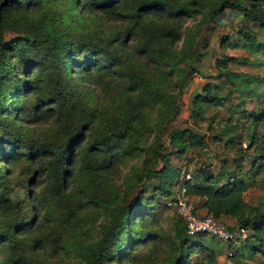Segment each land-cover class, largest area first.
I'll list each match as a JSON object with an SVG mask.
<instances>
[{"label": "trees", "instance_id": "trees-1", "mask_svg": "<svg viewBox=\"0 0 264 264\" xmlns=\"http://www.w3.org/2000/svg\"><path fill=\"white\" fill-rule=\"evenodd\" d=\"M246 1L248 4L239 5L218 0L209 17L215 22L218 14L233 10L264 28L261 4L264 0ZM200 2L0 0L1 160L11 164L34 157L38 161L34 176L43 178L42 182L39 180L43 184L36 199H29L27 204H13L9 188L4 184L5 172L0 170V264H64L55 255L62 248L76 254L79 264H218L216 249L204 242L207 233H187L176 213L165 229L152 227L157 219L149 205L150 196L145 194L157 192L171 198L178 183L194 198L195 207L204 209L203 214L232 218L233 222L226 224L228 228L251 227L254 239L251 248L264 257V226L260 221L264 211L247 204L242 195L246 180L263 167V157L259 160L253 156L257 161L246 176L243 175L245 154L239 151L227 161L220 158L215 173L209 162H205L200 173L185 179L170 157L182 155L187 147H202L204 137L191 125L171 127L165 140L160 137L163 121L167 117L168 123L176 115L179 103L169 92L164 74L154 75L146 65L152 62L166 66L164 73L172 75L181 60L174 44L181 36L182 20L196 14ZM87 8L98 19L115 24L110 28L96 24L90 37L75 36L73 17ZM6 29H11L12 37H4ZM238 31L246 43L253 40V33L247 29ZM205 44L203 41L201 46ZM255 48L264 53V41L256 43ZM198 56L199 52H193L187 73L194 69ZM225 58L232 56L221 61ZM219 62L215 60L217 65ZM221 67L228 78L241 76L224 65ZM72 73L83 74L78 83ZM83 79L110 96L107 106L92 109L83 103V93L88 92L82 88L87 89L81 83ZM246 81L244 78L245 92L239 94V101L252 93L262 96L264 101V94L257 93L253 87L246 89ZM80 83L83 92L72 88ZM213 86L206 82L191 96L188 116L193 123L203 117L207 105L215 107L223 103L221 95L210 91ZM27 104L32 107L33 120L39 118L53 125L51 140H21L23 133L10 115L12 111L17 115L24 112ZM235 105L234 109L245 114L238 108L241 104ZM150 106L159 108L154 117H149ZM254 116L263 118L264 106ZM222 127L219 135H227L229 127L225 124ZM249 137L252 143L253 134ZM228 142L232 141L228 140L225 146ZM8 145L10 152L5 150ZM140 154L139 166L132 172L131 180L126 181L123 195L127 202L114 204L117 200L114 194H122L113 187L110 173L122 157ZM32 179H29L31 184ZM84 185L88 201L93 203L101 197L97 193L113 192L112 204L105 206L107 219L93 238L75 235L73 230L67 236L68 224L58 222L59 215L63 222L83 217L82 204L74 198L78 187ZM47 201L59 205L51 222L44 220ZM166 201L163 206L174 211ZM235 243L239 242L226 245L232 258L238 253L236 248H231ZM192 254L197 258L192 260Z\"/></svg>", "mask_w": 264, "mask_h": 264}, {"label": "rangeland", "instance_id": "rangeland-1", "mask_svg": "<svg viewBox=\"0 0 264 264\" xmlns=\"http://www.w3.org/2000/svg\"><path fill=\"white\" fill-rule=\"evenodd\" d=\"M217 1L201 0L197 13L187 16L182 20L181 36L174 44V49L181 55V60L178 61L171 76L164 73L167 70L166 66L157 65L152 62H148L146 65L154 75H158L159 73L164 74L162 76L165 78L169 92L176 97L179 103L176 115L168 123H166L167 117L163 121L164 128L160 137L162 140H165V134L171 127H183L187 125H191L204 137L205 145L202 147H187L182 155L170 157V162L180 168L181 175L185 179L191 176V174L200 173V167L205 162H209L211 171L215 173L219 167L220 158H225L227 161V159L232 158L239 151H243L245 154L243 175L246 176L250 174L253 163L257 161L256 159H252L253 156L256 155V158H259V160L263 157L261 160L263 167H260V172L257 175L252 174V178L246 180L247 186L242 195L243 200L247 204L258 211H264V117L258 119L254 116L256 110L259 111L264 106V101H261L262 96L257 97L254 93L251 95L246 94L241 102L238 97L240 93L245 92L242 85L244 78L248 79L246 81V89L253 87L257 90V93L264 94V53L262 50L255 48L256 43L264 41V28L255 21L246 20L239 12L233 10H224L215 17L216 21L213 22L209 17V12ZM229 1L239 5L248 4L246 0ZM261 4L264 7V2ZM73 24L76 28L75 36L82 34L90 37V34L93 33L92 27L95 26L97 28L96 24L101 27L110 28L115 23L106 19H98L87 8L80 15H74ZM124 26L125 21L122 19V27ZM241 28H245L253 33L254 38L252 41L245 42V37L238 31ZM12 35L11 29L4 31V37L9 38ZM203 41H206V44L201 46ZM195 51L199 52L198 59L193 63L194 69L187 73V63L190 62ZM228 56H232V59L225 58L224 61H221V58ZM215 60L220 61L218 65L215 63ZM223 65L232 72L240 73L241 76L226 77L224 75L225 68L221 67ZM82 75V73H72L77 83ZM251 78L253 79L250 80ZM254 78H260L261 80L256 81ZM206 82L214 85L210 88V91H215L218 95H221L223 103L215 107L207 105L203 110V117L198 119L196 123H193L188 116L189 100L195 92L200 91L201 86ZM81 83L87 86V89L82 87L83 90L88 91L87 95L83 93L84 104H88L87 106L89 108L92 107V109L108 105L107 103L110 101L109 95L107 97L106 94L101 93L89 80L83 79ZM81 83L79 85L76 84L72 88L75 91H82L80 87ZM235 104H241L238 108L243 110L245 114L241 115L240 111L234 109ZM25 106L26 110L24 112H20L17 115V112L12 111L10 115L24 135H21V140H24V142L31 140L34 142H45L51 140L53 137V125L39 118L33 120L34 113L31 105L27 104ZM149 108H152L149 117L156 116L159 108L153 106ZM223 124L229 127L227 135H219ZM242 127L246 128V130H242ZM237 133H240L238 138H234V135ZM215 134L216 137L219 135V138L213 139L212 136H215ZM249 134H253L252 143ZM18 135H16V138H18ZM148 140H151V136H148ZM228 140L232 142H228L225 146ZM5 150L10 152L11 146H5ZM1 158L0 154V160ZM140 159L141 154L130 157L124 156L122 157V161L110 173L113 187L115 186L117 192L122 194V196L114 194L117 197V200H114V204L116 202L118 204L127 202L125 201V195H123L127 187L126 181L131 180V174L139 166ZM37 162V159H34V157L29 160H19L11 164L2 160L0 161V170H4L6 175L4 177V184L9 188L8 195L13 204H27L29 199L34 200L38 196L43 184L39 180L42 182L43 178L34 176L36 175ZM31 177L33 178L32 184L29 181ZM179 185V183L176 185L175 190ZM107 191L103 195H101L102 192L97 193L101 197L96 198V203H93L92 201H88V195L85 194V185L78 187V193L74 200H77L78 204H82L81 214L83 217L79 220L63 222L61 215H59L58 219L59 224H68L69 230L67 231V236H70L72 230L75 235H89L91 238L95 236L99 230L98 227H101L107 219L105 206L112 204L113 192L111 190ZM145 196H150L148 198L149 205L157 219L156 222H152V227L165 229L172 219L176 217L174 211L163 206V202L170 197L166 199L164 195L157 192H147ZM191 199L193 200V198ZM62 203V201L59 202L60 205ZM58 207L56 204L52 205L49 201L46 202V217H44L46 222H51L50 220L55 216V211L57 213ZM224 217L225 219H222L224 223L233 222L232 218L228 216ZM260 221L264 226V217ZM246 229V240L243 238L239 243L231 246L232 249L236 248L238 251L235 258L227 256V242L214 238L209 234L205 235L204 242L212 245L218 253L216 256L218 264H227L228 258L231 264L234 262V264H264L263 255L251 248V244L254 242L251 235V227L247 226ZM65 249L67 248L57 249L55 255L60 261L64 262V264H79L77 255ZM195 258H197V255L192 254L191 259L194 260Z\"/></svg>", "mask_w": 264, "mask_h": 264}, {"label": "built area", "instance_id": "built-area-1", "mask_svg": "<svg viewBox=\"0 0 264 264\" xmlns=\"http://www.w3.org/2000/svg\"><path fill=\"white\" fill-rule=\"evenodd\" d=\"M166 204L174 210L176 215L183 221L185 231L189 234L204 232L224 242H239L246 236V227L236 226L228 228L219 218L209 214L198 213L194 201L186 193L184 185L180 184L174 195L166 201ZM229 256L230 251H226ZM231 264V261H226Z\"/></svg>", "mask_w": 264, "mask_h": 264}, {"label": "crops", "instance_id": "crops-1", "mask_svg": "<svg viewBox=\"0 0 264 264\" xmlns=\"http://www.w3.org/2000/svg\"><path fill=\"white\" fill-rule=\"evenodd\" d=\"M193 199H194V198H193ZM197 210H198L199 213L204 212V209H203V208H200V207H197ZM223 218L225 219L224 216H221V217H220L221 220H222Z\"/></svg>", "mask_w": 264, "mask_h": 264}]
</instances>
